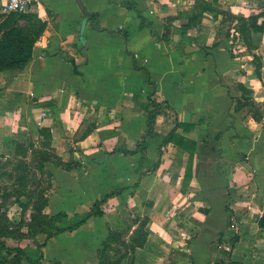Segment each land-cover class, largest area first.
<instances>
[{
  "label": "crops",
  "instance_id": "crops-1",
  "mask_svg": "<svg viewBox=\"0 0 264 264\" xmlns=\"http://www.w3.org/2000/svg\"><path fill=\"white\" fill-rule=\"evenodd\" d=\"M81 2L98 18L85 21L78 0H39L26 12L46 28L23 70L0 71V150L17 134L50 128L53 147L72 142L83 174L99 176L87 185L96 183L94 201L136 173L137 187L105 203L150 219L135 264H264V31L251 30L250 45L240 31L253 16L264 24V0ZM239 85L251 90L259 121L239 107ZM150 98L171 108L162 105L152 121L146 160L116 151L135 149L148 133ZM176 122L193 124L177 129L197 143L189 177V153L164 142ZM129 166L134 174L124 175Z\"/></svg>",
  "mask_w": 264,
  "mask_h": 264
},
{
  "label": "rangeland",
  "instance_id": "rangeland-1",
  "mask_svg": "<svg viewBox=\"0 0 264 264\" xmlns=\"http://www.w3.org/2000/svg\"><path fill=\"white\" fill-rule=\"evenodd\" d=\"M101 4H103L102 1H100V8L102 7ZM104 13L106 14V12ZM229 34H231V32H229ZM163 111H166V109L164 108ZM167 124L169 123H164L163 127ZM86 126L87 123L83 125V130ZM31 136L37 148L41 151H45L46 148L44 146L40 147L38 143L39 136L37 138L33 136V134ZM64 136L69 138L67 134ZM13 139L24 141L26 145H29V139H19L17 136L12 137V140ZM65 142L66 146L61 149L56 146H51L52 152L57 154V156L59 155L64 161L75 159L72 154L74 152L71 145L72 142L67 140H65ZM53 144H55V142H53ZM157 146L158 153H160L162 149L160 145ZM34 150L29 149L26 153L24 152L25 154L23 152L21 154L17 153L13 141H11L9 145H4L2 150H0V186L13 194L12 198L6 202L4 209L0 211V214L1 212L6 214L10 225L9 235L0 236V258L3 255L2 252L5 246H19L23 248L30 257L37 258V245L42 243L47 235L39 231V227H35V225L30 227V225L32 214L34 213V204L41 191L48 199V205L44 210L48 217L56 216V214L64 211L67 214L65 217L62 216V219L54 222L56 225L54 230L55 228L75 222L79 217L89 211L94 201L92 197L98 195L95 182H93V189L87 188L91 180L96 181L95 179L99 178L96 172L85 175L83 174L85 172L83 170L85 169L78 168L80 170L77 172H80L82 175L78 178L74 177V175L77 176V173L71 172L73 169L67 170L62 166H58L54 161L55 158L44 162V170H42L37 166L40 157L33 152ZM142 153V159L146 160V153ZM76 159L81 160V155L78 154ZM22 163L28 164L29 170L28 168L26 171L18 170V165ZM128 168L130 169L129 172H124V175L127 174L130 176L134 174L131 170L132 167L129 166ZM26 173L27 176H29L28 182H21L19 175H26ZM131 177L127 179L130 180L129 182L131 183L125 181L121 186L128 187L132 185V188L137 187V184L133 185L135 184L134 182H136V180H134L136 173ZM121 186L117 188L120 189L122 188ZM71 188L73 189L72 191H70ZM128 188L125 190H129L130 192L131 187ZM77 190L80 191L76 192ZM119 194H114L113 196L116 197ZM16 198L28 204V209L26 211H23L19 202L16 201ZM130 201V198H125L120 202H128L129 204ZM117 204V200H114V202H111L106 207V204H104L102 206L103 215L94 216L92 220L90 219L91 221L88 226L79 228L74 232H65L49 239L47 245L43 247L44 259L40 264H99L98 251L101 249L106 239L108 228L111 227L121 230L129 236L134 227L133 219L136 215L134 216L133 214L137 213L136 209L132 207H126L124 209H122V207L117 208ZM231 220H234V218ZM44 225L45 230L49 228L53 230L50 224ZM25 264L29 263L25 262Z\"/></svg>",
  "mask_w": 264,
  "mask_h": 264
},
{
  "label": "trees",
  "instance_id": "trees-1",
  "mask_svg": "<svg viewBox=\"0 0 264 264\" xmlns=\"http://www.w3.org/2000/svg\"><path fill=\"white\" fill-rule=\"evenodd\" d=\"M91 17L93 19L98 18L97 13H92ZM258 16H253L251 20L247 23H242L240 26V31L244 36L245 41L250 45V31H264V24H260L259 26L256 24ZM141 18V26L147 25L146 18L140 16ZM25 21L26 24L22 25L21 22ZM249 23V24H248ZM190 25V24H188ZM46 28V23L38 17V15L33 13H17L12 12L5 16V18L0 22V71L11 70V71H21L23 70L29 62L33 58V48L36 41L39 39L41 34L44 32ZM167 34L165 33V38L169 37L168 29ZM125 39V47L127 48V33H123ZM74 66L75 72L77 74L80 73L78 70V65L75 63L74 60H70ZM255 63V72L259 78L261 77V69H262V62L261 58L258 56L254 57ZM135 66L136 62H135ZM150 81V80H149ZM241 90L243 91V100L239 99L238 104L239 107H246L249 106L250 110L253 112V117L255 120L259 121L261 119V113L258 111L254 101L252 100V92L251 90L247 89L243 85H239ZM2 89H0V94ZM150 105L153 106V110L147 111V116L149 121H154L156 115L159 113V109L162 105H167L169 108L171 106L168 102L158 103L152 98H150ZM92 127H95V124L92 123ZM182 127L184 130L190 131L193 128V124L191 123H178L176 122L168 135L166 136L164 142H172L176 144L178 147L185 149L189 153V165L187 166L186 175L189 177L191 175V167L190 164L192 163L193 156L196 151L197 143L195 140L187 138L179 133H177V129ZM88 131H91L89 129ZM153 131L152 125L150 126L148 133L144 135V139L141 142H138L135 149L133 150H116L118 152L124 153L126 155L133 154V153H140L145 151L148 148V143L146 138L150 135ZM88 133V132H86ZM84 133L82 137H85L87 134ZM17 138L22 139L25 138L26 140L29 139V145H26L24 141H18L17 139H13V143L16 146L17 153H26L29 149H36L33 152L39 155V160L37 162V166H39L42 170H44V162L50 161L54 159L55 163L58 166H62L67 170H72L74 168L81 167L79 162H75L74 160L71 161H64L59 155L52 152L51 149V142L53 135L51 133L50 128L48 127H41L39 128V137L38 143L40 147L44 146L46 148L45 151H41L37 148L35 142L32 140L31 135L27 134H17L15 135ZM41 149V148H40ZM24 153V154H25ZM29 165L22 163L18 165V170L26 171ZM20 181H24L25 183L28 182L27 173L26 175H19ZM128 187H124L120 190H113L111 192L106 193L100 199H96L93 202V205L89 211L79 217L75 222L70 223L66 226H61L55 228L56 225L54 224L55 221L62 219V216H66L65 212H60L56 214V216L48 217L47 214L44 212L45 208L48 205V199L45 197V194L41 191L39 196L34 204V213L32 214V221L31 226L39 227V231L46 233V239L37 245V258L30 257L26 251L19 247V246H5L2 252V257L0 258V264H25L28 262L29 264H40L44 259V251L43 247H45L48 243V240L58 236L65 232H73L83 226L89 219L94 216H102L103 215V208L102 206L108 201L110 197L114 194H119L121 191L127 189ZM229 194H231L229 190ZM12 192L0 186V211H2L5 207V204L8 200L12 198ZM22 207L23 211L28 209V204L16 198ZM232 212V211H231ZM63 217V218H64ZM150 219L147 215L141 216L136 215L133 219V223L135 227L131 230L129 236L126 235L123 231L114 229L109 227L108 234L106 236L105 241L101 249L98 251V263L99 264H135L136 261V251L138 248H142L146 245L148 241V231L147 225ZM44 224H50L53 228L46 229ZM259 224L261 227L264 228V215L260 218ZM9 221L4 212L0 214V236H8L10 233L9 229ZM11 257V258H9ZM214 264H242L237 261H229L225 263L223 261L215 262Z\"/></svg>",
  "mask_w": 264,
  "mask_h": 264
},
{
  "label": "built area",
  "instance_id": "built-area-1",
  "mask_svg": "<svg viewBox=\"0 0 264 264\" xmlns=\"http://www.w3.org/2000/svg\"><path fill=\"white\" fill-rule=\"evenodd\" d=\"M38 1L39 0H0V14L8 15L12 12L26 13L30 7ZM231 226L234 227V224H231Z\"/></svg>",
  "mask_w": 264,
  "mask_h": 264
},
{
  "label": "water",
  "instance_id": "water-1",
  "mask_svg": "<svg viewBox=\"0 0 264 264\" xmlns=\"http://www.w3.org/2000/svg\"><path fill=\"white\" fill-rule=\"evenodd\" d=\"M78 2H79V4H80V6H81V8H82V10H83V12H84V14L86 16L85 17V21H87L88 18H90L91 15L87 12V10L85 9V7H84L83 3L81 2V0H78ZM83 42H85V39H83ZM149 125L151 126L152 122H150Z\"/></svg>",
  "mask_w": 264,
  "mask_h": 264
}]
</instances>
